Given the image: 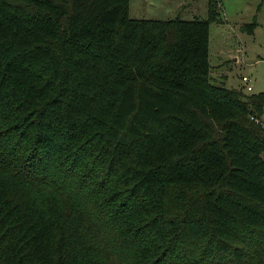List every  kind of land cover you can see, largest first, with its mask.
<instances>
[{
	"label": "trees",
	"instance_id": "trees-1",
	"mask_svg": "<svg viewBox=\"0 0 264 264\" xmlns=\"http://www.w3.org/2000/svg\"><path fill=\"white\" fill-rule=\"evenodd\" d=\"M128 1L0 0V264H264V91L211 80L221 0Z\"/></svg>",
	"mask_w": 264,
	"mask_h": 264
},
{
	"label": "rangeland",
	"instance_id": "rangeland-1",
	"mask_svg": "<svg viewBox=\"0 0 264 264\" xmlns=\"http://www.w3.org/2000/svg\"><path fill=\"white\" fill-rule=\"evenodd\" d=\"M221 0V15L209 27L211 80L245 92L264 91V1ZM261 2V3H260ZM260 4V6H259ZM259 6V8H258ZM132 18L207 17V0H129ZM256 21L250 30L248 23ZM242 75L250 77L247 90ZM264 124V113L261 116Z\"/></svg>",
	"mask_w": 264,
	"mask_h": 264
},
{
	"label": "built area",
	"instance_id": "built-area-1",
	"mask_svg": "<svg viewBox=\"0 0 264 264\" xmlns=\"http://www.w3.org/2000/svg\"><path fill=\"white\" fill-rule=\"evenodd\" d=\"M241 79L243 80L246 89H247V90H251V89H252V85H251V83L249 82L250 77L247 76V75H242V76H241ZM255 120H258V119H255Z\"/></svg>",
	"mask_w": 264,
	"mask_h": 264
}]
</instances>
